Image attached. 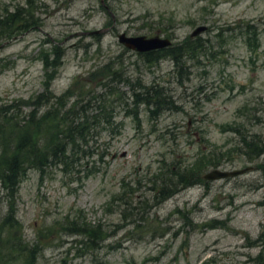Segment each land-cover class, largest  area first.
<instances>
[{"label": "rangeland", "instance_id": "rangeland-1", "mask_svg": "<svg viewBox=\"0 0 264 264\" xmlns=\"http://www.w3.org/2000/svg\"><path fill=\"white\" fill-rule=\"evenodd\" d=\"M18 9L20 29L0 31V107L59 100L73 126L99 119L66 164L20 183L36 264H264V0H0V17ZM123 31L168 36L173 54L128 48ZM216 168L249 169L204 176Z\"/></svg>", "mask_w": 264, "mask_h": 264}, {"label": "trees", "instance_id": "trees-1", "mask_svg": "<svg viewBox=\"0 0 264 264\" xmlns=\"http://www.w3.org/2000/svg\"><path fill=\"white\" fill-rule=\"evenodd\" d=\"M21 10L9 12L4 18L0 17V31L3 36L10 37L14 35L16 29H20L15 21L21 15ZM180 48L181 46L178 47V51L181 53ZM172 49L164 47V49L150 52L161 53L162 50H168L169 53L173 54ZM62 53L54 50V58L49 61V56H47L46 64L61 65ZM175 58L178 60L177 56ZM53 75L50 74L49 77L51 78ZM67 92L58 98L66 97ZM134 96L136 99L139 98L138 93H134ZM142 97L145 98L144 100L152 102L146 92ZM19 102L21 101L12 102L15 105L13 108L11 103L12 106L10 107H0V191L5 192L2 194L5 196L4 203L9 207L8 215L0 220V264H13L21 254H25V264H36V258L41 250L38 249L37 242L32 245L34 248L31 250L28 243L23 240L20 220L16 211L15 199L20 189V183L27 174V169L30 166L42 167L49 157H55L57 161L66 164L67 161L57 158L59 154L69 152V147L72 148L76 144V138H74V136L77 137L76 134L79 135V139H84L97 128L99 122V119L96 118L92 125L86 128L71 125V122L65 119L70 109L61 113V107L59 106L66 102L60 103L59 100L39 113L38 111L42 109L41 105L43 103L35 102L34 106L39 108H33L32 111L27 113L28 116H24L23 110L18 107L21 103L16 105ZM21 113H23L22 117L24 118L18 119L21 117ZM59 124L61 126L58 127ZM259 152L257 149L255 153ZM186 177V174H184L176 183H173L174 180H169V184L174 186L166 191L162 190L164 191L163 194H173L172 192L176 189L186 187L183 184ZM166 187L167 185L163 189ZM70 228H73V231L78 234L82 231L91 234L92 231L91 225L86 223L80 225L78 222H74ZM13 229L18 232L12 233Z\"/></svg>", "mask_w": 264, "mask_h": 264}, {"label": "water", "instance_id": "water-1", "mask_svg": "<svg viewBox=\"0 0 264 264\" xmlns=\"http://www.w3.org/2000/svg\"><path fill=\"white\" fill-rule=\"evenodd\" d=\"M207 25L202 24L195 27L192 34H197L202 30H205ZM119 41L123 43L128 48L137 50V51H145L154 47H165L170 45L172 40L168 36H162L159 33H155L151 36H147L145 34H137V35H129L126 32H121L118 34ZM249 168H241V169H233V170H222V169H213L207 172L204 176L206 178H217V177H226L238 175L240 173L245 172Z\"/></svg>", "mask_w": 264, "mask_h": 264}, {"label": "bare ground", "instance_id": "bare-ground-1", "mask_svg": "<svg viewBox=\"0 0 264 264\" xmlns=\"http://www.w3.org/2000/svg\"><path fill=\"white\" fill-rule=\"evenodd\" d=\"M160 49H161L160 47H154V48L148 49L146 51H153V50H160Z\"/></svg>", "mask_w": 264, "mask_h": 264}]
</instances>
